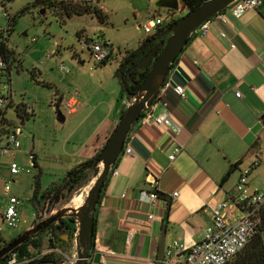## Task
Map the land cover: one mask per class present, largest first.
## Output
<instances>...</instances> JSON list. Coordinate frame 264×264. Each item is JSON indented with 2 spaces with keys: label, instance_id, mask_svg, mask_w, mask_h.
<instances>
[{
  "label": "crops",
  "instance_id": "1",
  "mask_svg": "<svg viewBox=\"0 0 264 264\" xmlns=\"http://www.w3.org/2000/svg\"><path fill=\"white\" fill-rule=\"evenodd\" d=\"M232 8L221 13L226 23L213 19L207 37L200 32L192 35L165 90L129 136L126 148L133 155L121 157L119 175L111 176L97 207L89 264H99L103 256L108 264H157L164 232L166 247L174 241L193 247L203 240L213 223L206 205L232 196L243 171L253 169L252 191L264 190V3L241 18L232 14ZM139 58L121 70L127 71L128 80L138 70ZM118 79L121 90L107 128L81 163L105 147L132 105L125 79ZM177 87L185 89V98L177 95ZM166 113L181 127L180 134L156 125L155 119ZM178 145L184 150L171 163L169 155ZM238 163L239 169L228 177ZM154 183L161 198L153 207L141 200V193L150 192ZM175 193L179 198H173ZM150 215L155 220L150 221ZM36 222L35 213L27 230Z\"/></svg>",
  "mask_w": 264,
  "mask_h": 264
},
{
  "label": "rangeland",
  "instance_id": "2",
  "mask_svg": "<svg viewBox=\"0 0 264 264\" xmlns=\"http://www.w3.org/2000/svg\"><path fill=\"white\" fill-rule=\"evenodd\" d=\"M75 1H93V6L99 8L106 18L96 14L72 17L63 26L53 9L36 3V0H0V14L6 13L10 19H16L9 44L21 65L19 72L15 68L17 65L11 72L12 103L7 107L6 117L23 131L22 150L16 155L0 158V212L9 206V199L4 195L5 187L9 185L12 194L21 200L24 216L16 229L0 226V236L6 240L19 237L33 223L34 178L38 173L29 161V151L34 150L39 156L43 171L39 197H42L51 187L61 183L68 172L81 164L80 161L85 160L92 145L99 142V134L106 130L107 118H110L111 108L119 97L117 90H121L117 71L126 57L137 51L148 37L140 26L152 19L167 20L172 17L170 10L157 8L160 0ZM27 8L26 13H21ZM186 14L187 11L181 9L180 17ZM177 15L175 18L178 19ZM0 23L3 24V21ZM79 32L99 41H110L114 47L113 59L105 65L96 63L90 53L79 45ZM62 67L68 72H63ZM3 84H9L8 77L0 81V92L3 91ZM2 93L6 97L10 95L7 91ZM74 93L81 95L78 114L69 115L63 108L57 112L53 106L56 99ZM29 106H33L34 112L26 116L24 110ZM59 113L65 117V123L58 121ZM13 163L24 170L30 169L31 174L23 173L16 177L15 183H11L9 169ZM100 166L103 168V165ZM88 179L84 187L72 194L66 193V199L53 209L61 212L78 197H82L83 207L95 185V171ZM75 212L74 215H79L78 211ZM74 215L69 214L64 219L75 220L78 224ZM61 236L64 240L68 239L67 232L63 231ZM67 253L72 259L78 250L72 245Z\"/></svg>",
  "mask_w": 264,
  "mask_h": 264
},
{
  "label": "built area",
  "instance_id": "3",
  "mask_svg": "<svg viewBox=\"0 0 264 264\" xmlns=\"http://www.w3.org/2000/svg\"><path fill=\"white\" fill-rule=\"evenodd\" d=\"M194 1L205 4L210 0ZM179 3V11L175 12L170 10L172 17H169L167 20H162L160 18L149 20L146 24L140 26V30L149 37L157 33L160 28L173 24L176 20L181 18V9L185 11V9L181 7V0H179ZM263 3L264 0H237L231 6L233 7L232 14L236 18H241L249 11L259 10ZM176 14H178V19L175 18ZM216 17H219L222 22L226 23L221 13ZM213 19L204 23L196 32H200L204 38L207 37ZM1 20L4 25L0 23V33L2 34L0 42H5L9 39L10 18L8 14L3 13L0 14V21ZM77 40L79 45L90 53L92 59L96 63L103 64L109 60L113 49V45L110 41H99L87 35H81L77 37ZM7 67L8 65L1 60L0 81L2 82L5 81V77L7 76ZM62 71L68 72L64 67H62ZM2 86V92L7 91L10 93L9 97H6V95L0 92V158H6L16 155L22 150L21 138L23 137V131L21 127L14 126L6 117L7 107L12 103V92L9 84H3ZM175 92L181 98L186 97V92L183 87H177ZM236 96L238 98L242 97L240 92H237ZM80 98L81 95L78 93L70 94L69 96L57 98L53 106L56 108L57 112H60L59 109L63 108L69 115H74L80 109ZM25 111L27 116H29L33 114L34 108L33 106L25 107ZM155 123L157 126L172 129L176 134L181 133V127L168 113L156 118ZM183 150V146H176L169 155L170 162L173 163ZM123 155H133L132 149L125 147ZM28 157L33 168H35L37 165L36 154L29 153ZM258 165L259 164H256L254 168ZM252 170L253 169L245 170L241 173L239 182L232 196L222 201L212 200L206 205V210L211 215L213 223L207 228L203 240L193 247H188L181 241L172 242L166 247L162 264H228L247 248L248 244L258 232L261 223V214L264 209V190L254 192L250 189L249 178ZM9 171L12 178H16L23 173L31 174L30 169L24 170L16 163L10 166ZM118 175L119 171L117 169L112 171V177H117ZM11 183L14 182L11 181ZM149 188L150 192L141 193V200L154 207L160 200L161 195L159 194L158 185L156 183L150 185ZM4 195L9 199V206L5 211L0 212V226L4 225L8 229H16L22 218L21 200L12 194V187L9 185L5 187ZM179 196V193L173 194L174 199L179 198ZM56 212L55 210H50L47 205L40 211L38 222L47 220L56 214ZM236 214L238 215L236 216ZM149 220H155V216L150 215ZM78 236L79 226L77 224L74 239L72 241L73 247L76 250H78ZM51 239L54 240L53 236H51ZM131 240L132 234H129L127 237V244L129 246L131 245ZM52 255L61 256V263L63 262V264H76L79 260V255L77 253L71 259L68 257V254L64 253L62 249L54 243L53 247L49 246L41 254L30 259L20 260L17 254L12 252L8 255L10 257L8 264H37L44 261L45 257ZM99 264H108L105 256L102 257Z\"/></svg>",
  "mask_w": 264,
  "mask_h": 264
},
{
  "label": "water",
  "instance_id": "4",
  "mask_svg": "<svg viewBox=\"0 0 264 264\" xmlns=\"http://www.w3.org/2000/svg\"><path fill=\"white\" fill-rule=\"evenodd\" d=\"M6 1L12 2L13 0ZM236 1L237 0L208 1L198 9L189 13L166 32L151 40L133 59L135 60L141 57L156 41L168 37L166 42H162L160 45H157L150 50L136 66V68L141 71L149 70V74L140 88L138 96L134 99V103L125 112L117 129L111 136L103 151L101 157V165H103V168L99 166L95 170L96 182L89 191L85 205L81 208L79 215L73 214L75 218H77L79 226V236L77 240L79 260L76 264H89V262L93 260L91 252L95 235L97 204L101 198L102 191L105 187L106 181L110 177L113 167L123 155L132 128L139 123L141 115L151 109L158 101L161 93L165 90L168 76L172 71V66L183 54L192 35L196 33L204 23L227 10ZM156 6L157 8H164L175 12L180 9L179 0H160ZM123 84L126 87L125 80L123 81ZM57 119L60 123H65L66 121L62 114H59ZM262 120L264 122V115L262 116ZM68 215L69 211L64 209L61 212H56V214L45 221L37 222L30 230L25 231L0 251V260L8 256L37 234H40L54 224H59L60 220ZM65 242H69V240H66ZM165 250L166 239L164 232L161 238L157 264H162L165 257ZM61 264H63V262Z\"/></svg>",
  "mask_w": 264,
  "mask_h": 264
},
{
  "label": "trees",
  "instance_id": "5",
  "mask_svg": "<svg viewBox=\"0 0 264 264\" xmlns=\"http://www.w3.org/2000/svg\"><path fill=\"white\" fill-rule=\"evenodd\" d=\"M101 1L103 0H95V2H98V3ZM36 3L41 4L46 8L53 9L55 16L57 17V19L63 26L66 25L67 20H70L72 17H83V16H91L93 14H96L98 16H101L102 19L106 18L104 16V13L99 8H97L96 6H93L94 4L93 1L86 2V1H75V0H36ZM181 3H182L183 8L187 10V14L185 16H187L189 13L193 12L194 10L198 9L200 6L204 4L201 2H195L194 0H181ZM27 10L28 8L23 10L21 13L24 14L26 13ZM184 17L179 18L171 25L160 28L157 31V33H155L152 36H149L144 42H142L140 45V48L144 46L145 44L149 43L151 40L155 39L158 35L163 34L168 29L176 25ZM15 20H16L15 18L10 19L9 39H7L5 42H0V59L8 65L7 71H6L7 76L5 78L7 77L9 78L10 86L12 85L11 84V72L14 66L17 65V67H15L17 72H19V69L21 67L19 60L16 57V52L13 49H11L10 44H9L10 35L13 29V26L15 24ZM81 35H85V33L84 32L77 33V37H80ZM0 39H2L1 33H0ZM191 40L192 38H190L189 43L191 42ZM102 41H105V39ZM113 50H114V47L112 49L111 56L106 63L110 62L113 59V54H114ZM137 52L138 50L133 52L132 55L136 54ZM144 56L145 54H143L139 58V60H142ZM106 63H103V64L105 65ZM175 64L172 66V69L175 67ZM133 65L135 66V64ZM122 69L123 67L121 65V68L117 71V77L118 78L122 77L123 79H125L126 81L125 90L133 104L134 99L138 96L140 88L144 84L149 74V70H142V71L135 70L130 74L131 79L128 80L127 71H124L121 74ZM32 78L34 79V73H32ZM24 112L26 111L24 110ZM25 115L27 116L26 113ZM145 117H146V112L141 115L140 120L144 119ZM136 128H137V124L132 128L131 133H133L136 130ZM105 147L101 151H99L93 158L81 163L80 165L72 169L70 172H68L61 183L51 187L49 190H47L44 193L42 197H39V192L41 188V179L43 177V171L38 165L35 166L34 169L37 171L38 174L34 178V197L32 201L34 203L37 222L39 221L40 211L44 209L47 205L49 206L50 210H54L53 208L56 206V204H59L62 200H64V198L66 199V193L72 194L76 189H80L86 185V183L89 180L88 178L91 172L95 171L101 165V157H102ZM120 159L118 160L116 165L113 167L112 171L116 169L118 163L120 162ZM240 166H241V163H238L237 165H235L233 169L229 172L228 177L234 171L238 170ZM112 171H111L110 177L106 181L105 187L102 191L101 198L98 201L97 207L98 205H100L102 196L109 184V180L112 176ZM82 202H83L82 197L76 198L72 202V205L67 208V210L72 209V208H82ZM76 225L77 223L75 220L62 219L60 220L58 225L54 224L48 229H46L45 231L41 232L40 234H37L36 236L31 238L29 241H27L25 244L18 247L15 251H13V253L17 254L20 260L30 259L34 256L41 254L49 246L53 247L55 243L56 245H58L60 249H62L64 253L68 254L67 250L71 248V246L73 245L72 241L74 239V234L76 232ZM96 225H97V220L95 218V235H94V240H93L92 251L95 249ZM63 231L68 233L67 240H69V242H65L66 240L62 239L61 234ZM51 236H53L54 240L51 239ZM15 239L6 240L0 236V251L6 246H8V244L12 243ZM9 259L10 257L6 256L5 258L0 260V264H8ZM61 261H62L61 256L52 255V256L45 257L44 261L39 262L37 264H44V263L61 264ZM228 264H264V209L261 214V223L258 228L257 234L248 244L247 248Z\"/></svg>",
  "mask_w": 264,
  "mask_h": 264
},
{
  "label": "flooded vegetation",
  "instance_id": "6",
  "mask_svg": "<svg viewBox=\"0 0 264 264\" xmlns=\"http://www.w3.org/2000/svg\"><path fill=\"white\" fill-rule=\"evenodd\" d=\"M186 11V10H185ZM161 35V34H160ZM160 35H158V36H160ZM157 36V37H158ZM156 37V38H157ZM167 38L168 37H165V38H163L162 40H158V41H156L155 43H153V45L151 46V47H149L147 50H146V52L144 53L145 55L146 54H148L149 53V51L150 50H152L153 48H155L157 45H160L162 42H166V40H167ZM148 44V43H147ZM147 44H145L144 46H142L141 48H139L138 49V52L136 53V54H134V55H128L127 57H126V59H125V61L122 63V67L124 68V67H126V65H128L129 63H132V61H133V59L135 58V56L147 45ZM141 61V60H140Z\"/></svg>",
  "mask_w": 264,
  "mask_h": 264
},
{
  "label": "bare ground",
  "instance_id": "7",
  "mask_svg": "<svg viewBox=\"0 0 264 264\" xmlns=\"http://www.w3.org/2000/svg\"><path fill=\"white\" fill-rule=\"evenodd\" d=\"M69 214H75L76 212L75 211H78L79 214H80V211H81V208H72V209H69ZM73 211V212H72ZM71 212V213H70Z\"/></svg>",
  "mask_w": 264,
  "mask_h": 264
}]
</instances>
